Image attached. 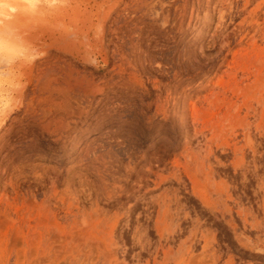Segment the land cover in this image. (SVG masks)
<instances>
[{
	"label": "rangeland",
	"instance_id": "374dc122",
	"mask_svg": "<svg viewBox=\"0 0 264 264\" xmlns=\"http://www.w3.org/2000/svg\"><path fill=\"white\" fill-rule=\"evenodd\" d=\"M42 4L22 25L39 58L0 119V133L13 126L18 137L14 152L30 155L2 176L14 201L9 218L0 214V264H264V0H205L201 10L191 0ZM188 38L204 69L199 79L196 68L174 71L192 82L185 127L158 136L146 126L120 147L151 156L143 179L130 171L98 196L81 164L65 176L52 116L63 111L60 92L74 90L76 106L87 78L122 76L146 102L164 103L170 49Z\"/></svg>",
	"mask_w": 264,
	"mask_h": 264
},
{
	"label": "bare ground",
	"instance_id": "6f19581e",
	"mask_svg": "<svg viewBox=\"0 0 264 264\" xmlns=\"http://www.w3.org/2000/svg\"><path fill=\"white\" fill-rule=\"evenodd\" d=\"M191 1L195 2L196 5H198L197 9L199 10H201L200 8H202L203 4L205 3V0H191ZM173 46L174 47H172V49H170L169 47V49L173 51L171 54L172 57L170 58L169 61H167L169 65L167 64L166 66V67L170 66L169 69L166 70V73L167 74L172 73V75L170 76L172 78H170L171 80L167 79L170 82L167 85L165 84L166 86L163 88L165 89L164 95L166 97L163 98L161 101H163L164 103H159V102L153 103L150 101L146 102L147 101V99H145L146 93L145 94L142 93L141 90L138 88L137 84L131 83L132 81L130 79L129 80L127 79L125 80V78L123 79L121 75H120L121 82H119L120 79L116 82H113L112 79H110V80H105V82L102 83H100L98 80V82L95 83L93 81L91 82L87 78L85 82L87 89L90 91V94L88 93L85 94L84 92H82V95L79 96L80 97L84 96L85 98L81 99V101L77 100L80 97L75 98V100L78 101L77 103L80 102L79 104H77L76 101L74 100L75 104H77L76 105L77 107L71 104L74 103L72 101L75 96V91L74 90L71 91L69 89L67 90L66 87L65 89L63 87L64 91H61L59 95L60 102L57 103V105L60 104V106L63 107V111L58 114L57 112H55L57 115L55 114L52 116H57L55 118H58L59 119L58 122L61 123L59 130L60 134L58 133V136L61 139V141H59L61 147L59 146L60 152L56 160L63 161L62 164L66 167V168L64 167L65 176L67 175L68 177V174L71 172V170L75 169L77 165L81 164L82 166L81 165L80 166L81 167L84 166V169L87 171V174L90 175V177H92L93 182L97 187V194L98 192H100V194L102 195L105 194V196L107 195L105 192L107 191L109 193V189H111L110 187L113 186V184L115 183L120 184V182H122L121 180L123 179L121 178L128 180V178L132 176V174H130V171L132 172L134 171L133 173L135 174L138 183L143 179L141 164L145 162L146 158H148V161H150L151 156L150 157L140 156L142 155L143 152L140 151L135 152L132 148L130 149H132L133 151L127 149L129 152H126L125 151L126 149L125 150L123 149L124 150L123 152L122 150H120L121 145L126 144L128 147H130L131 145L130 135L134 132L136 133L138 130L142 129L143 127L146 128V126L150 128L151 132L152 131L154 133L158 132V134H155L158 136L159 134L161 135L163 134L166 136L167 132H164L166 130L165 126L168 127V129L169 128L179 129V132H181L180 127L183 126V122L185 121V117H186L187 99L189 98V94H190L189 92H191V89L193 88L191 86L192 83L191 81H188L186 79H185L186 81L184 79L181 80L180 78H179L180 81L179 80L177 81L176 77L178 75L177 72L179 71L175 73L174 71L175 69L179 70L178 68H183L182 70L184 71L185 68L186 70L184 72H186L187 69H190L187 71V73H189L192 68H196L197 70L196 69L194 70L198 71L199 73L198 72L197 74L193 73V75L195 74L197 79H199V77L203 75L202 72L204 66L200 64L198 58L195 57L194 45L193 43H191V40H189V38L186 40H179ZM153 57L156 58L157 56L154 55ZM137 58H141V57H137ZM146 59H143V61L140 60L141 63L142 62L144 63ZM148 59H150V57ZM123 62L120 63L123 64ZM146 62L148 63V61ZM142 69L143 66L141 70ZM111 73L112 72H110V74ZM180 73L182 74V72ZM184 77H188V76L185 75ZM189 78L191 79V77ZM83 79H84V75H83ZM116 79L113 80L115 81ZM87 80L88 82L89 81L90 82L88 83ZM159 90H161V88ZM187 90L189 92H187ZM160 94L163 95V93ZM56 110L58 109L56 108ZM60 116H62V118L64 117L62 121L60 119ZM12 127L10 128L13 129ZM184 127L185 124L183 128ZM6 129L8 130V128ZM11 129L3 133H0V214H3L8 218L10 217V215H12L11 208L13 207L14 200L8 197V194L5 192V186L1 188L2 179H3L2 176L5 175V173L6 174L9 173V171L13 173L11 167L16 162L21 161L20 159L22 160L30 159V155L28 154L27 156H23L21 158L20 153L14 152L15 146H13V144L17 141L18 137L17 136L11 137L10 135L12 133ZM158 136L153 135V138L149 142L151 143L152 141L155 140L154 137H158ZM166 138H167L166 140H168V137ZM159 139H160L159 141H161V138ZM162 139L165 138L162 137ZM23 141H25L26 143H31V141L29 140H23ZM156 142L153 143L152 147H155ZM122 148L123 147H121V149ZM10 181L11 180L9 179V183Z\"/></svg>",
	"mask_w": 264,
	"mask_h": 264
},
{
	"label": "clouds",
	"instance_id": "9594fccd",
	"mask_svg": "<svg viewBox=\"0 0 264 264\" xmlns=\"http://www.w3.org/2000/svg\"><path fill=\"white\" fill-rule=\"evenodd\" d=\"M42 7V0H0V119L15 110L25 86V69L39 58L24 37L22 25Z\"/></svg>",
	"mask_w": 264,
	"mask_h": 264
}]
</instances>
